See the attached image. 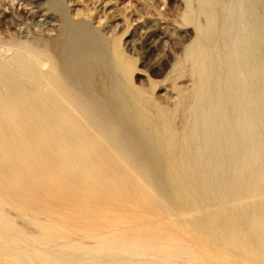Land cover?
Listing matches in <instances>:
<instances>
[{"label":"bare ground","instance_id":"bare-ground-1","mask_svg":"<svg viewBox=\"0 0 264 264\" xmlns=\"http://www.w3.org/2000/svg\"><path fill=\"white\" fill-rule=\"evenodd\" d=\"M150 7L0 0V264H264V0Z\"/></svg>","mask_w":264,"mask_h":264},{"label":"rangeland","instance_id":"rangeland-1","mask_svg":"<svg viewBox=\"0 0 264 264\" xmlns=\"http://www.w3.org/2000/svg\"><path fill=\"white\" fill-rule=\"evenodd\" d=\"M32 2H43V0H31ZM80 7L83 5H88L93 9H97L99 12L106 11L111 15H117L119 11L131 4L135 6L141 11L152 10L150 7V0H69ZM168 4L171 6H177L180 3V0H167ZM160 10H164V6L160 5ZM150 14L154 17V11ZM174 12L170 9L166 12V15L163 19L158 17L163 21L169 28L170 33L173 36H178V38L185 43L189 42L190 38L193 36L192 26H180L174 20ZM149 16V14H148ZM127 35L124 36V38ZM140 35H136V38L139 40ZM155 36L150 35L146 41L140 45V41L137 44L138 50L141 52L140 57H138L136 63V70L133 74L134 84L141 88H149L150 82H152L154 86V95L158 102L162 104L171 105L173 100L176 98V92L172 89V81L170 74L171 66V54L165 52V50L161 47L160 44H155L151 46L153 41L155 40ZM165 53L167 55V59L161 61V55ZM189 83L185 81V79H177L176 85L177 87H182L184 85H188ZM264 185V181H263Z\"/></svg>","mask_w":264,"mask_h":264}]
</instances>
